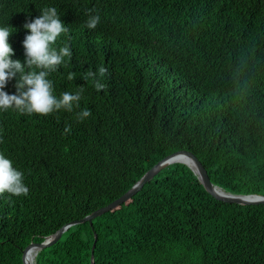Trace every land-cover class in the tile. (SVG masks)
Returning <instances> with one entry per match:
<instances>
[{"label": "trees", "instance_id": "1", "mask_svg": "<svg viewBox=\"0 0 264 264\" xmlns=\"http://www.w3.org/2000/svg\"><path fill=\"white\" fill-rule=\"evenodd\" d=\"M2 1L23 6V18L57 9L68 32L55 46L72 56L48 78L57 98L81 89L82 98L47 116L0 110V153L30 190L0 194V264H23L29 244L117 200L178 151L195 154L223 191L264 196V0ZM89 14L100 16L93 30ZM25 33L9 38L14 60H25ZM100 66L98 92L83 77ZM15 83L4 91L15 94ZM84 109L92 115L77 122ZM92 255L95 264H264V205L219 201L175 163L93 226L70 227L34 264H92Z\"/></svg>", "mask_w": 264, "mask_h": 264}, {"label": "clouds", "instance_id": "2", "mask_svg": "<svg viewBox=\"0 0 264 264\" xmlns=\"http://www.w3.org/2000/svg\"><path fill=\"white\" fill-rule=\"evenodd\" d=\"M24 10L20 5H9L0 0V110H16L21 114H39L47 116L59 110L73 112L80 107L82 89L75 94L63 92L59 98L54 95L53 81L48 77L65 63V58L71 59L70 47L65 44L56 47L58 38L68 32L66 24L58 15L55 7H47L33 12L27 18L19 16ZM93 10H90V13ZM41 13V14H39ZM100 22V16L89 14L86 27L93 30ZM21 26L30 34L18 39L24 47L25 60L12 59L14 49L9 42L13 29ZM107 73L104 66L97 72L89 69L83 79L91 78L95 89L105 90L107 85L102 83ZM75 74L69 73L68 79H74ZM15 79V94H9L4 89ZM92 115L89 109L76 113L77 122H83ZM71 126L65 127V133H71ZM29 188L24 183V174L13 166V162L0 153V194L5 192L20 197L29 194Z\"/></svg>", "mask_w": 264, "mask_h": 264}, {"label": "water", "instance_id": "3", "mask_svg": "<svg viewBox=\"0 0 264 264\" xmlns=\"http://www.w3.org/2000/svg\"><path fill=\"white\" fill-rule=\"evenodd\" d=\"M184 156L189 157L193 161L195 168H192L189 164L180 160ZM175 163H183L188 165L193 170V172L198 176L199 180L202 182V184L204 185L205 189L209 192V194H211L214 198H216L219 201L229 204H238L242 206L264 205V196L262 195H233L215 186L210 179L208 171L206 170L203 163L195 154L189 151H178L167 156L166 158L161 160L158 164H156L153 168H151L148 172H146L145 175L129 191H127L123 196H121L117 200L113 201L107 206H104L94 211L93 213H91L90 215L86 216L81 220L74 221L65 225L56 234L47 237L46 240L42 243L32 242L31 244H29L23 251V258H22L23 264H28L26 262V254L30 249L36 248L37 249L36 256H37L40 250L51 247L56 243H58L63 237L64 233L70 227L78 224H83L86 222H88L91 226H93V221L96 218L108 212H111L112 210L118 208L120 205L132 199L138 192H140L143 189V187L147 183L153 180L155 176H157L163 169ZM97 240H98V235L95 234V244L93 246V251L95 250ZM34 262L31 264H34ZM92 264H95L94 255H92Z\"/></svg>", "mask_w": 264, "mask_h": 264}, {"label": "bare ground", "instance_id": "4", "mask_svg": "<svg viewBox=\"0 0 264 264\" xmlns=\"http://www.w3.org/2000/svg\"><path fill=\"white\" fill-rule=\"evenodd\" d=\"M181 161H184L186 162L187 164H189L192 168H195L194 164H193V161L187 157V156H184L180 159ZM36 253H37V249L36 248H32L30 249L27 254H26V262L28 264H31L34 262L35 260V256H36Z\"/></svg>", "mask_w": 264, "mask_h": 264}]
</instances>
